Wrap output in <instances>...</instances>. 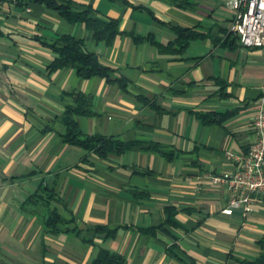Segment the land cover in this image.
Returning <instances> with one entry per match:
<instances>
[{
    "label": "crops",
    "instance_id": "crops-1",
    "mask_svg": "<svg viewBox=\"0 0 264 264\" xmlns=\"http://www.w3.org/2000/svg\"><path fill=\"white\" fill-rule=\"evenodd\" d=\"M57 1L118 18L123 33L107 44L45 1H0V264H89L100 246L127 264H181L168 251L174 242L196 264L257 257L264 194L225 214L231 188L208 175L232 170L227 150L244 154L256 139L264 46L227 41L236 37L228 0H190L188 8L164 0ZM174 26L196 33L174 52L130 34L169 43L178 36ZM66 34L83 38L127 86L82 78L72 67L50 72L48 44ZM72 91L93 96L95 114L80 117L84 132L136 143L106 158L67 144L59 116ZM210 112L228 116L205 123L199 115ZM41 184L54 186L62 201L55 205L76 215L80 237L45 233L24 210ZM98 225L116 234L107 238Z\"/></svg>",
    "mask_w": 264,
    "mask_h": 264
},
{
    "label": "trees",
    "instance_id": "trees-1",
    "mask_svg": "<svg viewBox=\"0 0 264 264\" xmlns=\"http://www.w3.org/2000/svg\"><path fill=\"white\" fill-rule=\"evenodd\" d=\"M45 1L51 7L57 9L69 21H83L89 29L94 33L95 39L111 44L115 37L123 33L118 18L104 19L97 16L91 8L77 11L74 10L70 3L59 2L57 0H36ZM126 1V0H124ZM181 8H188L192 5L190 0H164ZM177 38L169 43H163L155 39L153 35L141 36L139 34L130 33L135 41L150 39L157 48L162 52H174L177 49L182 50L187 46L189 41L196 36V33L188 27L174 26ZM238 36H229L230 42L235 43ZM239 40V39H238ZM55 52V57L48 65L50 72L56 71L63 67L74 68L80 77L90 78L94 75L106 77L109 81H113L111 74L113 69L104 64L96 51L88 50L83 38H77L72 35H63L59 41L48 44ZM120 86L126 87L127 82L124 79H116ZM66 96H70L71 100L66 104L64 112L59 116V120L64 124V131L61 133L67 144L81 147L86 153H95L99 157L106 158L109 155H121L135 143L120 140L113 136L102 134H89L83 131L80 124L81 116H91L95 114L94 101L91 94L83 91L67 92ZM200 118L205 123L222 122L228 113L210 112L200 114ZM167 154V153H166ZM85 159V158H84ZM34 172L29 173L33 174ZM55 203H62L61 198L57 195L55 187L44 186L41 184L37 192L31 194L24 202V210L32 215H36L42 220L43 230L45 233L57 234L61 231L72 232L80 237L83 229L78 225V219L71 212L66 204L60 208ZM175 223V220H172ZM97 233H105V237L114 236L116 230L108 226L98 225L95 228ZM84 243H93V239L82 238ZM260 247L259 254L254 259H241V264H264V234L257 241ZM168 251L175 256L181 264H196V261L189 257L179 245L172 243ZM62 264H72L64 262ZM89 264H127L126 257L116 251H112L107 247L100 246L99 252Z\"/></svg>",
    "mask_w": 264,
    "mask_h": 264
},
{
    "label": "built area",
    "instance_id": "built-area-1",
    "mask_svg": "<svg viewBox=\"0 0 264 264\" xmlns=\"http://www.w3.org/2000/svg\"><path fill=\"white\" fill-rule=\"evenodd\" d=\"M226 3L234 10L230 29L239 42L247 47L264 46V0H228ZM254 130L256 139L246 153L227 150V160L236 164L232 170L208 175L212 182L228 183L231 188L230 203L223 209L225 214H232L235 207L249 202L253 194H264V86L257 102Z\"/></svg>",
    "mask_w": 264,
    "mask_h": 264
}]
</instances>
